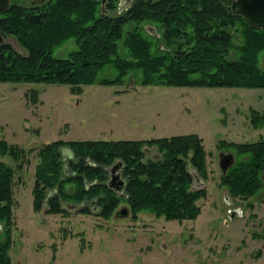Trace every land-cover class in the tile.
I'll list each match as a JSON object with an SVG mask.
<instances>
[{"label":"trees","instance_id":"trees-1","mask_svg":"<svg viewBox=\"0 0 264 264\" xmlns=\"http://www.w3.org/2000/svg\"><path fill=\"white\" fill-rule=\"evenodd\" d=\"M37 1H14L0 11V34L14 36L25 49L0 43V81L66 83L79 89L94 81L124 83L138 72L144 85L264 87V28L234 10V0H132L116 14L109 11L118 0L103 5L101 0ZM147 25L161 27L160 35ZM234 31L241 35L238 43ZM68 41L71 47L65 45ZM107 65L113 75L99 77ZM252 121L264 125V114L253 112ZM221 145L236 154V162L221 173V183L233 196L256 195L264 188V137L222 140ZM146 146H156L160 155L147 157ZM64 149L70 151L66 165ZM24 153L0 137V264H12V183ZM36 155L33 205L45 204L47 213L68 214L64 200L76 201L78 210L89 212L82 205L85 199L95 201L103 217L126 202L133 216L149 210L166 219L193 220L207 194L205 187L193 184V169L200 177L209 174L197 133L55 139L40 145ZM118 161L126 177L121 191L107 184L108 167Z\"/></svg>","mask_w":264,"mask_h":264},{"label":"rangeland","instance_id":"rangeland-1","mask_svg":"<svg viewBox=\"0 0 264 264\" xmlns=\"http://www.w3.org/2000/svg\"><path fill=\"white\" fill-rule=\"evenodd\" d=\"M14 1L34 3H9ZM128 5L122 0L109 12L121 13ZM147 26L157 35L162 30ZM240 39L234 31L233 41ZM2 40L25 52L14 36ZM112 75L109 65L99 73ZM139 79L132 72L124 83L94 81L79 89L66 83L0 81V137L25 151L12 183V264H264V188L248 199L233 196L221 183L219 166L222 151L235 152L222 140L264 137V125L252 121L253 112L264 114V87L144 85ZM187 133L202 138L209 167L207 177L193 181L207 189L196 219H166L149 210L133 216L126 202L108 217L85 199L89 212L78 210L76 201H63L70 206L68 214L33 205L36 150L43 143ZM69 152L63 151L64 165ZM157 155L156 146H146L147 157ZM123 206L128 214L116 213Z\"/></svg>","mask_w":264,"mask_h":264},{"label":"water","instance_id":"water-1","mask_svg":"<svg viewBox=\"0 0 264 264\" xmlns=\"http://www.w3.org/2000/svg\"><path fill=\"white\" fill-rule=\"evenodd\" d=\"M104 0H101L102 5ZM9 0H0V11L5 10L8 6ZM234 10L243 14L245 18L252 24L264 28V0H234L232 4ZM2 35L0 34V40ZM236 161V155L233 151H222L219 155V165L223 173H226L228 168ZM122 166L120 161L114 162L110 168V176L108 185L116 190H122L125 186V179L118 169ZM196 179L199 176L196 172ZM128 207L123 206L116 210L118 214H128Z\"/></svg>","mask_w":264,"mask_h":264},{"label":"flooded vegetation","instance_id":"flooded-vegetation-1","mask_svg":"<svg viewBox=\"0 0 264 264\" xmlns=\"http://www.w3.org/2000/svg\"><path fill=\"white\" fill-rule=\"evenodd\" d=\"M33 1H37V0H33ZM119 2L118 3H116V4H120L121 3V1L122 0H118ZM128 1V3H129V5H128V7L131 5V3H132V0H127ZM127 8V7H126ZM4 37V36H3Z\"/></svg>","mask_w":264,"mask_h":264}]
</instances>
